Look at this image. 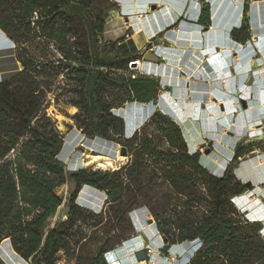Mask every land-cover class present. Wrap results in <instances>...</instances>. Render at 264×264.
Listing matches in <instances>:
<instances>
[{
	"label": "trees",
	"instance_id": "obj_1",
	"mask_svg": "<svg viewBox=\"0 0 264 264\" xmlns=\"http://www.w3.org/2000/svg\"><path fill=\"white\" fill-rule=\"evenodd\" d=\"M110 1L0 0V30L17 46L19 58L21 53L27 54L26 47L53 43L56 53L69 63L68 75H73L77 84L79 100L73 105L81 112L75 119L84 138L120 143L125 120L115 111L128 103L155 102L160 83L155 78L121 73L141 58L129 61L131 55L125 52L113 57L97 53L105 19L115 8L101 9L100 5ZM207 18L202 16L200 24L205 26ZM232 38L238 43L248 42L249 25L233 30ZM20 63L22 70L15 69L0 82V248L10 241L27 264H59L62 257L74 264H108V241L93 250L89 244H99L121 226L119 222L127 220L131 211L146 205L137 196L142 194L146 199L143 192L158 186V182L153 183L157 179L159 185L167 187L165 198L175 195L187 199L184 216L167 218L159 202L157 207L151 205V211L158 232L170 245L196 240L203 243L189 264H264V239L259 233L262 225L249 227L229 217L231 193L240 196L247 191L232 175L231 167L220 178L212 175L201 154L186 142L183 129L156 114L125 141L123 147L132 157L128 165L115 171L81 169L71 173L58 158L64 141L48 113L50 89L43 86L41 73L32 64L25 60ZM107 89L118 95L123 91V97L106 98ZM153 126L161 135L155 147L144 134ZM145 156L155 159L148 181L143 180L148 168ZM71 182L75 190L67 196L58 195V189ZM83 186L106 195L101 214L78 204ZM126 192L130 198L124 201ZM205 197L208 209L202 205ZM201 210L205 213L198 216ZM109 213L113 216L104 224ZM81 219L96 222L98 229L91 233L78 228ZM113 220L119 221L117 225ZM99 232L102 238L97 237ZM120 241L118 238L114 245ZM0 264H6L1 257Z\"/></svg>",
	"mask_w": 264,
	"mask_h": 264
},
{
	"label": "rangeland",
	"instance_id": "obj_2",
	"mask_svg": "<svg viewBox=\"0 0 264 264\" xmlns=\"http://www.w3.org/2000/svg\"><path fill=\"white\" fill-rule=\"evenodd\" d=\"M133 2L134 0H111L110 2H105L100 5L101 9H107L108 7H111V5H115V8L114 10L108 12V17L105 19L107 27L105 28L104 35L98 40L99 43L96 48L97 53L102 57H113L116 54H122L125 52L131 55L129 61L141 58L139 60L140 65H138L137 68H132L131 64H129L127 70L121 71V73L127 77L142 76L141 72L147 75L162 76L163 78L168 79L165 80L167 81L166 83H170L174 85L173 87L178 88L177 85H179L180 81H176L171 78V69L178 79H182V76L192 78L190 75L192 73V68L188 69L184 66L185 64L180 63L185 52L183 49L165 47L162 51L164 63L156 64L144 61L143 57L147 52H152L156 56L160 57L159 52L156 50L159 41H161L159 38L150 40L149 44L140 52H138L133 43L128 42V40L132 39L134 35H137L140 31L144 30L147 31L148 35H150V14L158 11L161 6L166 5L165 7L169 12V15H171L173 11V13L178 15L183 21L196 20L194 15H196V11H199L200 8L203 11V15H205V12L207 13L208 11L210 14L209 17H214L218 8L212 7V5L209 6V4L202 0H196L195 2L193 0H163L162 2H160V0H138V2H136V6L134 5L135 2ZM170 2L175 5L172 9L167 8V6L170 5ZM231 2L232 4L230 6V10L233 12L235 11L237 4L234 0H231ZM240 3H245V0H242ZM145 4L150 5L149 9H147ZM152 4L157 5L156 10H152ZM138 5H142V7H139ZM188 5L190 7L189 10L186 9ZM196 5L199 10L193 12L192 9H195L194 7ZM135 9L136 11L134 12ZM112 21L116 22V25L114 26L115 29L106 34V32H108V25H110V22ZM120 29L126 33L124 38L118 39L116 36L111 39L109 38L112 33H119L118 31ZM195 29L199 31L198 28ZM178 33L181 38L186 37V39L189 40V36H186L179 31ZM134 41L138 46H141L143 43L138 36L134 37ZM8 45L10 46L9 51L12 49L14 56H10V58L7 59L8 66H4V68L18 67L22 70L23 67L20 62L25 60L32 64V68H36L41 73L40 80L42 81L43 86L50 89L48 94L50 101L48 113L56 121L58 130L63 136L64 141L63 148L58 155V158L67 165L71 173H75L81 169L86 171H115L129 164L132 159L130 153L128 158L121 157L120 149L125 144V141L129 140L133 135L126 138L124 137L123 139L121 138L120 143L109 141L101 137H96L93 140H87L84 138L75 119V116L77 114H81V112L77 107H75V105H73V102L79 100L77 93L78 88L76 86L77 84L74 81L73 75H68L67 65L69 63H66L60 55L56 53L53 43L49 44L40 42L33 46L26 47L27 54L21 53L20 56L22 58H19L17 46L13 45L10 41ZM80 58L81 57H79V59ZM188 58L189 57L185 60H188ZM74 66L76 65L74 64ZM173 66L176 67L171 69L169 68ZM193 82H196L194 84H198V81H194V79L189 80V84ZM199 87H202V85H199ZM211 89L212 88L210 87V90ZM166 90L173 94L174 89L166 88ZM202 91V89H199L200 94L203 93ZM212 91L213 90L208 92L209 98L213 96ZM123 93L124 92L122 91L120 95H118L117 91L113 92L107 89L105 96L106 98L114 99L116 97H123ZM187 93L190 94L189 89ZM196 95L197 91L195 89L192 92V96L196 97ZM199 96L200 95H198V99L204 98L203 95ZM198 99H192L191 101L196 103L198 102ZM210 100L212 101V99ZM171 101H173V99ZM182 104L184 103L180 102V106H182ZM230 105L232 106L230 111H232L234 117L231 127L225 128L218 125L216 122H213L211 128H205L204 125L206 124L203 122V124H201L202 126H198L194 122L187 123L185 129L183 130L185 140L190 147L194 149V151L201 154L203 163L215 177H222L228 168L231 167L232 175L240 182L241 185L247 187L249 181L252 183V186L247 188V191L240 196H235L231 193L227 209L232 211L229 213V217L233 220L239 219L244 225H248L249 227H252L255 224L262 225L263 229L259 233L264 239V192L260 195V200H256L254 202L251 200V194L248 193V191L253 190V185L257 184V181L261 180L259 178L264 176V133L259 132V135H257L256 132H247L246 129L241 130V127L245 126L242 116L243 114H238L239 110L235 107V103L232 102ZM149 107L150 113L147 112L149 111V108L146 106L133 102L125 104L124 108L115 111L117 115L128 120V125H126L124 131L125 134L134 129V121L132 119L129 120V118L130 115H134L136 111L137 113L142 114L140 111H142V109L145 110L146 118L144 120L148 121L156 114L166 116L162 112H156V108L152 105ZM199 108L200 107H198V109ZM201 115L202 112L199 109L198 116ZM166 117L174 122L168 116ZM140 120L141 115H139V118L137 119V121H139V126L141 124ZM140 128L142 129L143 126ZM144 134L149 135V139L153 141V147L159 145L158 138L161 135L157 131L156 126L148 128ZM161 147L163 149H167V147L163 144ZM209 149L211 150V154L207 156L205 154ZM252 151L254 152L251 153ZM238 155H240V158L237 157ZM88 156H90L91 159ZM145 159L147 160L148 168L143 180L148 181L151 178V172L154 169L152 165L155 159L151 156H145ZM155 182H158V186L150 192L148 189L143 192V194H147L146 199H144V195L142 194H138L137 196V198L146 205L131 211L128 214L126 221H122L120 223L118 220H113V225H117V222H119L121 226L118 227L115 232H112L109 237L102 239L99 244H89L88 248L93 250L108 241L107 247H109L110 250H107L105 253V259L108 264H111L112 260L117 259L118 255L121 256L124 254L122 251L118 252L121 247L124 249V246L131 254H134L135 258L136 253L140 251H149V253H147L146 261H137L135 264H153L154 259H157L158 256L166 259L165 264H189L198 251L202 249L203 243L199 240L170 245L167 240H164L166 239L164 235L160 234L156 230V220L152 214L151 205H155L157 207V203L159 202L160 209L165 211L164 215L167 218H173L175 216H184L187 214V209L183 206L187 199L181 196L175 198V195H170V197L165 198V194H168L167 187L159 185L161 182L157 179H154L153 183ZM234 185L235 184L233 182L232 186ZM261 186L264 187V182ZM149 187L151 186H147V188ZM133 189L134 187L130 190L132 191ZM74 190L75 184L71 182L68 185L59 188L58 195L67 196L68 193H72ZM129 198L130 195L128 192L124 193L123 200L127 201ZM207 200L208 198L205 197L202 202L204 209H208ZM106 201L107 198L98 193V191L87 188L81 192L78 198V203L84 209L96 214H101L105 210ZM193 211L197 212L196 210ZM112 213H109L106 220H103L104 224L110 222V217L113 216ZM135 213H140V216L142 217H140L139 225L136 224L133 217ZM203 213L205 212L201 210L197 213V215L202 216ZM149 221H152V224H150ZM95 226L96 222L84 219L79 220L78 223V228L83 227V229L91 233H94L98 229L95 228ZM100 230L101 228L99 231ZM89 235L91 234L89 233ZM115 235L121 239L117 245H114V242L118 238H112L115 237ZM97 237L102 238L103 236L99 232ZM139 239L140 241L138 243L142 244H140V246H138L135 250L131 251L130 247L128 248L127 245L133 247V243ZM0 257L6 264H23V259L14 252L11 243L8 242H5V244L1 246ZM74 263V261H67L65 257H62L59 262V264Z\"/></svg>",
	"mask_w": 264,
	"mask_h": 264
},
{
	"label": "crops",
	"instance_id": "obj_3",
	"mask_svg": "<svg viewBox=\"0 0 264 264\" xmlns=\"http://www.w3.org/2000/svg\"><path fill=\"white\" fill-rule=\"evenodd\" d=\"M202 1H205L209 6L212 5V7L218 8L214 17H209L208 11L205 12V15L208 16L205 26L200 24V20L204 15L201 8L200 10L197 9V5L192 11L199 10L200 15H194L196 20L185 21L181 20L173 11L169 15L166 7L161 6L158 11L150 14V35L144 30L128 40L140 52L149 44L150 40L159 38L161 41L156 47L160 55L158 64L164 63L162 51L165 47H168L183 49L185 52L180 63L185 64L184 66L188 69L192 68L190 74L192 78L182 76V79H178L171 69L176 66L169 67L171 78L180 81L177 85L178 88L166 83L165 80L168 79L162 76L147 75L141 72L142 76L155 78L160 83L157 100L141 105L149 108L148 113H150L149 106L152 105L156 108V112H162L184 130L186 124L191 122L196 123L198 126H202L201 124L204 123L206 124L204 125L205 128H211L213 122L225 128L231 127L234 117L232 111H230V108H232L230 104L233 102L239 110L238 114H243L245 126H242L241 130L246 129L247 132H256L257 135H259V132L264 133V0H245V3L237 4L233 12L230 10L231 0ZM186 9L189 10V5ZM115 23V21L110 22L106 34L115 29ZM244 25L250 27V39L246 43H238L232 38V31L241 29ZM195 28H198L199 31ZM178 31L189 36V40L186 37L181 38ZM113 34L109 36L110 39L116 35V38L121 39L126 35L125 31L121 29L119 33L115 32ZM135 36H138L143 42L141 46H138L134 41ZM8 43L7 36L0 30V82L12 75L15 69L20 70L18 67L4 68V66H8L7 59L14 56L12 49L9 51L10 46ZM187 57H189L188 60H185ZM190 79L198 81V84H194L196 82L189 84ZM199 85H202V87H199ZM210 87L213 90L211 98L208 96V92L211 91ZM166 88L174 89L173 94L168 92ZM188 89L190 94L187 93ZM195 89L197 95L193 97L192 92ZM199 89L203 90L202 94H200ZM198 95H203L204 98L198 99ZM172 99L173 101H171ZM192 99H198V102L194 103L191 101ZM176 100H179L177 107L173 106ZM180 102L184 104L180 106ZM243 102L246 103V107H242L241 103ZM198 107L202 112L201 116H198ZM140 112L142 114L136 111L134 115H130L129 120L134 121V129L127 134L124 132L125 138L134 135L135 132L141 129L140 127H144L150 121V119L149 121L144 120L146 118L145 110L142 109ZM139 115H141L140 126L138 125L139 121H137ZM224 118L229 126L222 122ZM124 120L126 128L128 120ZM259 179L263 180L264 176ZM261 180L253 185L252 191H248L252 196V202L260 200V195L264 192V187L261 186L264 180ZM85 188L96 190L89 186H83L80 194ZM98 193L107 198L104 193L100 191ZM6 242L10 243V241ZM23 264L27 263L23 260Z\"/></svg>",
	"mask_w": 264,
	"mask_h": 264
},
{
	"label": "bare ground",
	"instance_id": "obj_4",
	"mask_svg": "<svg viewBox=\"0 0 264 264\" xmlns=\"http://www.w3.org/2000/svg\"><path fill=\"white\" fill-rule=\"evenodd\" d=\"M163 0H160V2H162ZM196 1V0H195ZM135 2V3H134ZM134 5L136 6V2H138V0H134ZM160 2H159V4H160ZM144 5V4H143ZM139 6V5H138ZM145 6L147 7V9H149V7H150V5L149 4H145ZM166 6V5H165ZM173 6H175L174 4H172V2H170V5L169 6H167V8H169V9H172V7ZM139 7H142V5H140ZM144 7V6H143ZM139 10V9H138ZM136 11V9L134 10V12ZM149 11V10H148ZM176 12V11H175ZM123 22V21H122ZM125 26V25H124ZM117 27V26H116ZM109 29H110V26H109ZM112 32H114V31H112ZM119 32V31H118ZM117 33V32H116ZM108 34V33H107ZM115 34V33H114ZM116 37H117V35H116ZM140 65V64H139ZM230 101V100H229ZM175 103V102H174ZM173 106H174V104H173ZM223 116V115H222ZM222 122L225 124V125H227V126H229V124H228V122L226 121V119L224 118L223 120H222ZM88 157H90V156H88ZM98 158V157H97ZM90 159H91V157H90ZM93 161H94V159H93ZM110 162V161H109ZM93 163V162H92ZM108 164V163H107ZM110 164V163H109ZM92 165V164H91ZM100 166V165H99ZM108 166V165H107ZM104 167V166H103ZM133 217H134V219H135V222H136V224H140V213H135L134 215H133ZM142 218V217H141ZM140 241V239L139 240H136L134 243H133V247H131L130 245H127L128 246V248L130 247V249H131V251H133V250H135L138 246H140V244H142V243H138ZM5 244V243H4ZM7 244V243H6ZM124 252V254H122L121 256H119L118 255V258L117 259H114V260H112L111 261V264H135L136 262H137V260H136V258H135V256H134V254H131L130 253V251L128 250V249H126L125 248V246H124V249L122 250V253ZM165 262H166V259L165 258H163V257H161V256H158L157 257V259H154V262H153V264H165Z\"/></svg>",
	"mask_w": 264,
	"mask_h": 264
},
{
	"label": "water",
	"instance_id": "obj_5",
	"mask_svg": "<svg viewBox=\"0 0 264 264\" xmlns=\"http://www.w3.org/2000/svg\"><path fill=\"white\" fill-rule=\"evenodd\" d=\"M195 2V0H193ZM156 6L157 5H153L152 6V10H156ZM192 6V4H191ZM190 8V7H189ZM200 15V12L199 11H196V16H199ZM143 60L144 61H148V62H152V63H156L158 64L160 62V58L158 56H156L154 53L152 52H147L144 57H143ZM139 65V62H133L131 63V67L132 68H137ZM241 105L243 107H246V103L243 102L241 103ZM204 146V145H203ZM211 154V150L209 149L205 155H210ZM120 156L121 157H129V153H128V150L125 148V147H121L120 149ZM252 186V183L249 182V184H247V188H250ZM150 224H152V221H149ZM166 241V239H164ZM123 250V247H121L118 252L122 251ZM147 253H149V251L145 252V251H140L138 253H136V258H137V261L138 262H142V261H146L147 260Z\"/></svg>",
	"mask_w": 264,
	"mask_h": 264
},
{
	"label": "built area",
	"instance_id": "obj_6",
	"mask_svg": "<svg viewBox=\"0 0 264 264\" xmlns=\"http://www.w3.org/2000/svg\"><path fill=\"white\" fill-rule=\"evenodd\" d=\"M241 1H242V0H234V2H235L236 4H239ZM178 101H179V100H176V101H175V103H174V106H175V107L178 106V104H179Z\"/></svg>",
	"mask_w": 264,
	"mask_h": 264
}]
</instances>
